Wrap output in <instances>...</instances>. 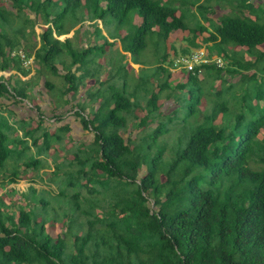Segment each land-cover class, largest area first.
Masks as SVG:
<instances>
[{
  "label": "trees",
  "instance_id": "16d2710c",
  "mask_svg": "<svg viewBox=\"0 0 264 264\" xmlns=\"http://www.w3.org/2000/svg\"><path fill=\"white\" fill-rule=\"evenodd\" d=\"M11 1L17 11L0 6V27L31 6L38 17L31 24L33 36L36 21L47 26L39 35L41 43L35 51V58L44 68L55 70L56 59L65 52L75 64L79 63V52L73 49L72 41L55 37L71 33L58 22L79 9L92 10L94 16L89 17L94 21L107 18L121 24L132 13L140 14L143 23L135 32L127 37L113 36L114 42L106 39L107 46L112 47L121 40L123 51L133 57L145 51L151 37L159 38L164 45L173 32L189 31L192 38L182 49L183 55L210 44V55L222 57L225 64L219 69L205 66L204 80L190 74L185 84L173 88L169 71L172 62L167 67L168 55H164L152 81L143 69L132 90L128 77L119 88L109 85L107 95H94L98 105L92 106L89 114L86 106L76 111L85 130L94 134V141L90 146L81 142L72 153L67 149L65 155L72 160L65 156L58 163V154L65 150L53 149L51 142L53 137L56 143H62L60 134L72 132L68 124H63L64 115L55 116L59 127L52 135L48 131L38 133L42 120L34 132H22L28 146L17 151L21 152L19 156L33 152V148L39 157L54 151L55 177L50 181L59 188L67 185L76 190L71 197L58 194L68 202L62 205V212L70 211L71 215L63 214L65 227L56 238L47 230L53 218H36L30 205L21 208L18 215L2 212L1 206L5 205L1 202L0 264H264V135L259 138L264 131V49L260 48L264 46V21L256 15L254 5L232 8L217 23L212 21L214 29L209 31L203 25L189 28L178 9L154 0ZM191 1L198 9L205 5L207 9L212 0ZM55 2L62 3V11L53 18L47 8ZM245 10L255 20L245 16ZM199 32L208 34L201 42ZM21 43L6 40L0 31L1 72L29 75L21 59L11 56ZM26 45L31 56L33 47ZM134 63L141 64L137 60ZM15 77L21 79L19 75L0 78V96L7 93L21 101L34 96L33 89L12 86ZM66 78L69 87L61 97L76 93L84 79L73 73ZM216 81L220 82L218 89L213 85ZM46 87L54 89L48 81ZM187 88L189 92L177 98L183 101V97H189V102L178 104L173 114L164 115L159 104L162 94ZM142 90L146 93L143 103L138 98ZM167 96L171 98L172 94ZM205 96L211 100L202 110ZM43 116L39 118L45 119ZM130 122L140 130L136 139L122 135ZM176 128L181 137L172 158L165 160L168 147L160 142L161 137ZM10 129L0 123V175L16 152L10 148V137L15 135ZM25 167L27 174L30 170L35 173L39 160L31 159ZM143 168L146 173L140 177ZM17 174H12L3 186L25 179ZM34 190L32 187L31 193L35 194ZM84 190L103 198L83 197Z\"/></svg>",
  "mask_w": 264,
  "mask_h": 264
},
{
  "label": "rangeland",
  "instance_id": "374dc122",
  "mask_svg": "<svg viewBox=\"0 0 264 264\" xmlns=\"http://www.w3.org/2000/svg\"><path fill=\"white\" fill-rule=\"evenodd\" d=\"M34 1L35 0H32L31 2L33 3ZM55 1L59 2V0ZM154 1L157 3L174 6V8L178 9V15L181 16V14H184L186 18V24L189 28H196L199 25H203L208 28V24H210L212 26V29H214V25L212 24V21L208 16V14L210 13V8H214V11L218 15L219 4L222 6L221 14L228 13L229 10L233 7L237 8L239 5H247L248 1L252 4L250 0H224V2H219V0H212L210 3H208L210 7H208L207 9L205 8L206 5L205 7L198 9L197 6L195 7L193 5V2L191 0ZM56 2L52 6H49L47 8V12L52 14L53 18L59 15L62 11V3L60 2L59 4H57ZM255 3H264V0H255ZM0 6H2L4 9L14 10V12L17 11L13 8L14 3L11 0H0ZM92 14H94L92 10L79 9L78 11L71 12V14L69 13L63 21L58 22L60 25H63L67 31H71V29H73L74 27V30L71 32L70 37H72V33L75 31L74 35L76 38L72 40V46L74 49L78 50H75L76 52H79V55H77V58L79 59V65L81 67V74H79V76L86 73H90L93 75L94 72L99 69L100 64L106 63V65L108 66L106 67V65L104 64V69L108 73H106V78L102 76L101 78L97 79H100L99 82H101V85L96 87L94 90L87 91V96L91 99V103L95 102L94 95H107L109 93V85L117 88L121 87L126 77H128V83L131 85L130 88L132 90L135 87L136 83H138L139 81L138 78L142 74V69H146V74L152 81L158 63H161L164 55H168L167 62L165 63V65L169 67L170 62H173L176 58L182 57V49L187 48L189 46L190 42H188V39L192 38V35L189 33V31H176L171 34L170 38L163 45V43H159V38L153 40V38L151 37L149 39V43L145 51H142L139 55L134 57L130 54V56L128 55L126 58H123L119 54L121 48L120 44L117 47L105 46L107 40H103L104 36L102 35V31H100L99 29V24L96 23L93 26H87V22L90 19L92 20V17H89ZM206 14V18H208V20L205 19ZM210 14L212 15L213 12H211ZM213 15H215V13ZM36 18H38L36 12H33V9L31 8V6H29L21 14L18 13L11 17V20H9L6 25L4 24V27H0V31L3 33V36L4 38H6V40L10 41L11 39H13L22 42L21 47H18L13 50L11 56L19 57L22 62V68L26 69V71L30 70L28 76H22V74H18L17 71H12V73L0 72V78L2 76L10 78L11 75H19L23 82L19 81L21 79H19L18 77H15L14 79H12L11 85L16 86L17 88L27 87L29 88V90L33 89L31 93L34 95L32 97H29L28 99H23L22 101L19 98H16L14 95H9L7 93H4V96H0V123L4 125L5 128H11V135L15 134L13 137H10L12 139L10 148L16 151L15 153H12L11 157L6 161L5 167L3 168V170H1L0 204L1 202H3L5 205L4 207L1 206L2 212H7L10 214L15 213L16 215H18L19 210L21 208L28 209L30 205L31 208L29 210L31 211V214L34 215L36 218L46 220L53 218L54 220L50 219L48 221L49 223L47 225V230L49 234L56 238L59 234L63 232V229L65 227L64 220H62L64 218L63 214L71 215L70 211L62 212V210L64 209L62 205H67L68 202H65L67 199H62L58 196V194L59 192H62L63 194L71 197L72 195H74L76 187H69L65 185L59 188L57 184H54L50 181L52 178L55 177V174H52V172L55 170V164L52 163L53 157H56V155L52 154L55 153L54 151H52L50 154L47 153L44 156L39 157L35 155V149L33 148V152L29 150L19 156L21 152L17 151L20 149H24L26 145L28 146V143L24 141V137H22V132L25 133L28 132V130L34 132V129H36V127L42 120V126L39 128L38 133L40 135H43L44 132L48 131L52 135L57 131V127H59V124H57L59 121L55 119L56 115H64L63 118L66 119L64 120L63 124H68L72 131L71 123L75 117L78 118L80 120L79 135L77 131L75 132V130L74 132H71L70 135L67 134L63 136L62 134H60L62 137V143H56L58 142V140L56 138L53 139V137H51V142L54 143L53 149L57 148L65 150L58 154V163L64 161V157L66 156L65 154L68 153L67 149L71 150L72 153L73 149H78L77 145L79 146V141L80 143L88 142L89 138H85L84 135L90 133L86 132L82 128V121L76 115V109H84V102L80 101L79 105L72 106L73 101L78 100L77 94H74L75 96L66 95L61 97V93L64 92V90L66 89H64V87L66 85L68 87L69 84L66 81L64 85V79L59 77L58 74H63L61 71V67H63L66 71L70 72L73 68L72 66L75 64V59L71 57L68 52H65L56 59V68L55 70H53L52 68H44V66L35 58V51L40 47L41 43V37H39V35L44 31V29L47 28V26L43 25L41 21H36L34 29L36 35L34 37L30 29L33 20H37ZM102 21L104 22V30L106 32L105 35L108 37V39H110V37L113 36L127 37L129 33L135 32L136 29L143 23V17L138 13H132L129 19L122 24L119 23V21L117 20L107 18ZM1 23L2 20H0V25ZM76 25H80L79 27L81 28H78ZM205 33H198L199 42L203 41L205 37L208 36ZM60 38L61 40L66 39L65 37ZM27 43L30 44L34 50L31 56H28V51L26 49ZM93 45H96L98 47L94 48L92 47ZM209 45L210 44H208L207 46ZM207 46L202 45V47L199 49L207 50ZM260 48L264 49V46H261ZM85 50L88 51L86 54H84ZM192 50V52H194L195 50H198V48ZM19 51H22L25 57H27V59L23 60L19 55L13 56V54H17ZM211 55L216 56L215 53H211ZM246 59H248V56L246 57ZM134 60H137L138 62L143 64V68L132 67L129 64V61ZM2 61L3 59L0 57V62L2 63ZM83 62H88V67L82 64ZM126 68L130 72H127ZM182 72V74L181 72H178V75L172 73L170 84L173 88H175V86L179 84H185L186 80H188V73L184 71ZM199 78L201 80H204L205 76ZM47 81L54 85V89L50 90L46 87ZM104 82L105 86H102V83ZM219 83L220 82L218 81L213 83L215 89L219 88ZM205 87H207V85ZM150 89H152V87H150ZM189 89L190 88H187L183 91H179V89L166 90L162 94L159 104L161 105V109H163L164 115L173 114L176 111L178 104L180 106L183 105V103L189 102V97H183V101H179L177 98V96L180 97L185 93L187 94L189 92ZM156 90L158 89L156 88ZM138 94L139 100L143 103L142 98L146 96V93L142 90L138 92ZM168 94H172V97L167 98ZM140 95L142 97H140ZM203 99L204 100L200 105V108L202 110L205 109V105L210 104L209 100H211L208 99L207 96H205V98ZM101 101L102 99H100L99 102ZM38 109L40 111H37ZM140 114L141 116L145 117V114ZM40 115H44L43 117L45 119H40ZM218 123L219 119L217 120L216 124ZM73 125L75 126V124ZM153 126H156V123H154ZM139 132L140 130L133 127L132 123L130 122L128 128L122 131V135L125 139H128L129 137H131L132 139H136L140 135ZM263 135L264 131H261L259 134V138L262 139ZM180 137L181 133L179 132V128L172 129L168 134L161 137L160 142L162 144H166L168 147L167 152L165 154V160H169L172 158L174 154V148L177 146L176 144L178 143ZM30 138H28V141H30ZM14 141L16 142L15 144ZM91 143L86 144L90 146ZM67 156L69 157V160H72L71 156ZM67 156L66 158L68 159ZM31 159H38L40 167L37 171H35V173L30 170L27 174V172L25 171V166L27 163H29ZM7 173L11 175L14 173H18L17 176H19V178L24 177L25 179L22 180L20 178L19 181H17V183L15 184H7L6 186H3L4 184L1 181L2 179H6L5 177ZM145 173L146 169H141L140 177H143ZM162 179L164 180L165 178L162 177ZM32 187L35 188V190L33 191L35 194L31 193ZM30 195L33 199L36 200V203L38 202L37 204L32 201ZM82 196L87 198L89 197L91 199H93L94 196L100 199L103 198L102 195H99L97 193L91 195L86 190L83 191ZM41 200H44V203H42ZM152 204L150 205V207L155 209L154 205ZM101 213V208H99L98 214Z\"/></svg>",
  "mask_w": 264,
  "mask_h": 264
},
{
  "label": "crops",
  "instance_id": "0c3cea01",
  "mask_svg": "<svg viewBox=\"0 0 264 264\" xmlns=\"http://www.w3.org/2000/svg\"><path fill=\"white\" fill-rule=\"evenodd\" d=\"M251 2H252V4L254 5V11L255 10H257V13H256V15L261 19V20H263L264 21V3H255V0H250ZM219 2H224V0H222V1H220L219 0ZM248 4H250V2L248 1ZM219 7H218V15L216 14V12L214 11V8L212 9V8H210V13L211 12H213V14L215 13V15H211L210 13L208 14V16H209V18H210V20L211 21H215V23H217L218 22V19L221 17V16H223L224 14H227V13H223V14H221V5L219 4L218 5ZM234 8V7H233ZM223 10V9H222ZM232 9H230L229 10V12L231 11ZM228 12V13H229ZM244 14H245V16H247V17H249L250 19H252V20H255V17H253L251 14H250V12L248 11V10H245L244 11ZM215 16V17H214ZM99 24V29H100V31H102V35L104 36L103 38V40H106V39H108V37L105 35L106 34V32H105V30H104V22L102 21V20H96V21H94V20H89L88 22H87V26H93V25H95V24ZM209 26H208V28L210 29H208L209 31H212L213 29H212V26L210 25V24H208ZM80 25H78L77 27L78 28H81V27H79ZM87 26H86V28H87ZM74 30V28L71 30V32ZM78 30V29H77ZM74 33H75V31L72 33L73 35H72V37H70L71 36V33L70 34H67V35H63V36H61V37H65L66 39L65 40H61V38L60 37H58L57 35H55V37H57V38H59L61 41H66L67 39H70L71 41L72 40H74L76 37H75V35H74ZM205 34H207V33H205ZM208 35V34H207ZM110 42H114L115 40H113L112 39V37H110ZM73 43V42H72ZM122 41L121 40H117V43H116V45L114 46V47H117V46H119V44L121 45V48H120V52H122L124 55H129L130 56V53H125V52H123V50H122ZM72 45V44H71ZM109 46V45H108ZM107 46V44H106V47H108ZM73 47V46H72ZM92 47H97L96 45H93ZM74 49V48H73ZM74 50H76V49H74ZM27 58V57H26ZM99 59H101V58H99ZM130 60V59H129ZM138 62V61H137ZM140 63V62H139ZM82 64H84V65H86L87 67H88V62H83ZM105 65H106V63H104ZM104 64H100V67H99V69H97V71L96 72H94V74L92 75V74H90V73H86V74H83V75H81V76H79V74H81V67H80V65H79V63H77V64H74L72 67V70L69 72V71H66L63 67H61V71H62V75H60V74H58V76L59 77H61V78H63L64 79V85H65V83H66V81H67V78H66V76H68L69 74H77L78 75V78H80V79H82V78H84L83 80H82V84L79 86V89H78V91L76 92V93H74V92H72V94H70L71 96H75L74 94H77L78 96H77V98H78V100L77 101H73V103H72V106L73 105H79V103H80V101H82V102H84V106H86L87 107V113L89 114L92 110H91V107L92 106H95V105H98V103L97 102H93V103H91L90 101H91V99L87 96V91L88 90H94L96 87H98L99 85H101L100 83L101 82H99V80H97L98 78H101L102 76H104V78H106L105 76H106V70L104 69V67H105V65ZM128 64V63H127ZM129 64L132 66V67H141V68H143L142 67V64H136V63H134V61H129ZM106 67H108L107 65H106ZM126 70H127V68H126ZM143 70V69H142ZM27 71H30V70H27ZM128 71V70H127ZM1 72V71H0ZM16 72V71H15ZM128 72H130V71H128ZM9 73H12V72H9ZM108 74V73H107ZM97 75V76H96ZM8 78V77H7ZM140 78V77H139ZM138 78V79H139ZM97 80V81H96ZM105 86V82L104 83H102V86ZM69 87V86H68ZM67 87V85L64 87V89L65 88H68ZM93 88V89H92ZM83 92H82V91ZM90 99V100H89ZM74 108H76V107H74ZM77 110V109H76ZM66 119V118H65ZM72 132H74V130H75V132L77 131V133H78V135H79V128H80V120L78 119V118H74L73 119V121H72ZM73 124H75V126L73 125ZM81 126H82V128L85 130V128L83 127V124L81 123ZM86 132H88V133H90V134H85L84 135V137L85 138H89V140H88V142H84V143H87V144H89V143H91V142H93L94 141V134L92 133V132H89L88 130H85ZM91 138V139H90ZM79 144H80V141H79ZM1 176V175H0ZM10 176H12L11 174H8L7 173V175H6V179H2V181L1 182H4V181H9V179H10Z\"/></svg>",
  "mask_w": 264,
  "mask_h": 264
},
{
  "label": "built area",
  "instance_id": "2783aa9c",
  "mask_svg": "<svg viewBox=\"0 0 264 264\" xmlns=\"http://www.w3.org/2000/svg\"><path fill=\"white\" fill-rule=\"evenodd\" d=\"M19 55L23 60L27 59L22 51H19L13 56ZM225 64V61L222 57L212 56L205 49H198L188 55H182L180 58H176L172 65L169 68L171 73L178 75V72L181 74L187 72L188 75H196L198 77L205 76L204 67L209 65H214L216 69L222 68Z\"/></svg>",
  "mask_w": 264,
  "mask_h": 264
}]
</instances>
